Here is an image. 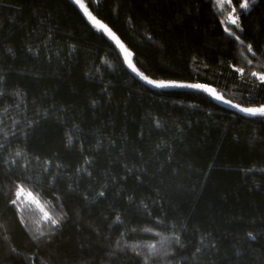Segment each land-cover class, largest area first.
<instances>
[{"label": "trees", "instance_id": "16d2710c", "mask_svg": "<svg viewBox=\"0 0 264 264\" xmlns=\"http://www.w3.org/2000/svg\"><path fill=\"white\" fill-rule=\"evenodd\" d=\"M84 3L141 74L264 106V0ZM148 244L147 264H264V116L144 85L68 0H0V264H145Z\"/></svg>", "mask_w": 264, "mask_h": 264}, {"label": "snow or ice", "instance_id": "6c2138e0", "mask_svg": "<svg viewBox=\"0 0 264 264\" xmlns=\"http://www.w3.org/2000/svg\"><path fill=\"white\" fill-rule=\"evenodd\" d=\"M75 2L78 4V6L83 9L84 14L87 16V18L92 22V24L97 28V30H102L103 33H106L110 38H112L113 40H115L118 44H119V40L118 38L115 36L114 33H112V31L104 24H102L99 20L96 19V17H94L91 12H89L88 8L86 7L84 0H75ZM219 3V0H218ZM241 8L246 9L248 7V4L245 2L243 4L240 5ZM229 21L231 24H236L237 21L236 19H233L231 16L229 17ZM238 39V37H237ZM121 48H123V45H120ZM248 51H251V48H248ZM128 55L130 56L131 53H128ZM250 62V61H249ZM129 67L132 68V70L135 72L136 68L132 65L131 61L129 60ZM253 75H256V73H253ZM146 79V78H145ZM260 79L262 81H264V75H262L260 77ZM149 84H154V81L148 80L147 81ZM158 87H167L169 85H165L163 83L157 84ZM193 87H200L199 85H194ZM208 91H212V90H208ZM218 100H223V97L221 96H217L216 97ZM224 103L227 104H231L230 101H223ZM232 107H236L238 108L241 112H244L248 115H260V116H264V106H261L259 108H240L239 105H231ZM17 155H19V153H17ZM25 193V189L18 185L17 186V200L21 198V196H23ZM100 195H103V193H100ZM27 196L30 197L31 203L33 204H37L40 205V200L39 197L34 195L31 191L27 192ZM17 200H12L13 204H16ZM40 211L43 213L42 216V220L45 223H50L51 225H58L59 224V220L60 217H53L47 210H45V207L43 205L40 206ZM117 221H119V217L117 216ZM145 231L150 232L151 229H145ZM43 235V233H41ZM156 235H159V233H157ZM166 239V238H165ZM177 242H178V238H177ZM119 243V242H118ZM164 240L161 241V244L163 245ZM139 247V245H132L131 248L133 251H136V249ZM146 247L148 248V255L145 257V264H147V259L149 257H151L152 255H154L157 251L156 249V245L155 244H148L146 245ZM139 255V253H137ZM167 254V253H165Z\"/></svg>", "mask_w": 264, "mask_h": 264}, {"label": "water", "instance_id": "95a60500", "mask_svg": "<svg viewBox=\"0 0 264 264\" xmlns=\"http://www.w3.org/2000/svg\"><path fill=\"white\" fill-rule=\"evenodd\" d=\"M71 4H73L77 10L81 13L82 16H84L85 18H87V16L84 14V11L83 9H81L78 4L75 2V0H68ZM90 12V11H89ZM94 17H96L97 20H99L102 24L106 25L111 31L112 33L115 34V36L118 38L119 40V44L113 40L112 38H110L106 33V35L111 39V41L113 42V44L115 45L116 49L120 52V54L123 56L124 58V64H125V67L126 69L130 72V74L135 78L137 79L138 81H140L141 83H143L144 85L148 86V87H151V88H154V89H158V90H164V89H178V88H183V89H194V90H198V91H202L204 93H206L210 99L218 106L224 108V109H227V110H230V111H233L243 117H263V116H260V115H248L244 112H241L238 108L236 107H232L231 105H238L236 103H234L233 101L229 100L228 98L224 97L223 95L219 94L217 91H215L214 89H212L211 87L209 86H205V85H200V84H195V83H188V82H184V81H172V80H165V79H154V78H150V77H147L143 74H141L139 71H136L134 72L132 70V68L129 67V60L131 61L132 65L134 66L133 64V61H132V58H131V55L129 56L128 53V49L126 47V45L124 44V42L121 40V38L106 24L104 23L101 19H99L97 16H95L93 13H91ZM88 19V18H87ZM88 21H90L88 19ZM91 22V21H90ZM92 23V22H91ZM102 31V30H101ZM103 32V31H102ZM229 35H233L232 33L229 32ZM236 37V35H234ZM241 43H243L241 40H239ZM120 45H123V48H121ZM146 78V79H145ZM148 80H151V81H154L155 83L154 84H149L147 81ZM160 83H163L165 85H169L167 87H158L157 84H160ZM194 85H199L200 87H193ZM208 90H212V91H208ZM217 96H221L223 97V100H218L216 97ZM230 101L231 104H227V103H224L223 101ZM240 108H259L261 106H242V105H239Z\"/></svg>", "mask_w": 264, "mask_h": 264}, {"label": "rangeland", "instance_id": "374dc122", "mask_svg": "<svg viewBox=\"0 0 264 264\" xmlns=\"http://www.w3.org/2000/svg\"><path fill=\"white\" fill-rule=\"evenodd\" d=\"M215 1H216L217 5H220L222 7V5H223V3H224L225 0H219V3H218V0H215Z\"/></svg>", "mask_w": 264, "mask_h": 264}]
</instances>
